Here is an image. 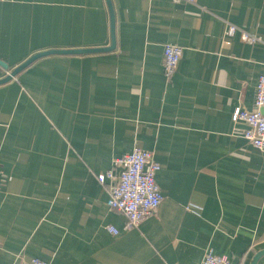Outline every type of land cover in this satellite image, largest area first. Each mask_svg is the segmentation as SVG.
I'll return each instance as SVG.
<instances>
[{"label":"crops","instance_id":"0c3cea01","mask_svg":"<svg viewBox=\"0 0 264 264\" xmlns=\"http://www.w3.org/2000/svg\"><path fill=\"white\" fill-rule=\"evenodd\" d=\"M110 4L111 50L45 55L0 83V264H196L208 252L251 264L264 152L232 115L253 109L264 71V0ZM227 23L260 41L227 36ZM110 44L106 0L0 1V79L42 51ZM165 44L182 48L170 78ZM134 147L160 164L162 200L127 227L96 176Z\"/></svg>","mask_w":264,"mask_h":264},{"label":"built area","instance_id":"2783aa9c","mask_svg":"<svg viewBox=\"0 0 264 264\" xmlns=\"http://www.w3.org/2000/svg\"><path fill=\"white\" fill-rule=\"evenodd\" d=\"M1 1V0H0ZM239 34L243 42L254 44L260 41L236 25L227 23L226 35ZM182 56V48L175 44L163 46L164 74L167 78L174 73ZM232 120L245 123L243 138L254 148L264 152V71L259 75L255 89L254 106L251 110L235 108ZM160 164L150 150L134 147L130 152L113 159L111 167L98 174L97 180L103 184L109 181L106 205L121 212L127 219V227L137 225L144 217L158 208L162 196L155 180ZM112 233L117 230L107 226ZM25 264H50L39 258H30ZM196 264H230L225 256L208 252Z\"/></svg>","mask_w":264,"mask_h":264},{"label":"water","instance_id":"95a60500","mask_svg":"<svg viewBox=\"0 0 264 264\" xmlns=\"http://www.w3.org/2000/svg\"><path fill=\"white\" fill-rule=\"evenodd\" d=\"M108 5V10L110 13V28H111V44L108 47H99V48H85V49H51L42 51L39 53H36L29 57L25 62L14 68L11 72L7 74L4 78L0 79V83H4L8 80H10L13 76H15L20 70H22L24 67H26L28 64H30L35 59L45 56V55H51V54H81V53H90V52H100V51H107L111 50L114 47L115 44V36H114V15L112 11V7L110 4V0H106ZM0 65L7 69L8 66L0 61ZM264 255V249L258 251L252 258L251 264H257L258 260Z\"/></svg>","mask_w":264,"mask_h":264}]
</instances>
